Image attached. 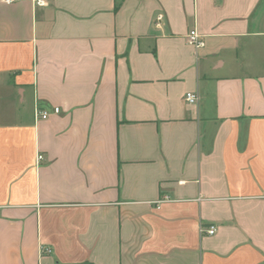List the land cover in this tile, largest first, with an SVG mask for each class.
<instances>
[{
    "label": "crops",
    "instance_id": "1",
    "mask_svg": "<svg viewBox=\"0 0 264 264\" xmlns=\"http://www.w3.org/2000/svg\"><path fill=\"white\" fill-rule=\"evenodd\" d=\"M43 1L0 0V264H264V0Z\"/></svg>",
    "mask_w": 264,
    "mask_h": 264
},
{
    "label": "built area",
    "instance_id": "2",
    "mask_svg": "<svg viewBox=\"0 0 264 264\" xmlns=\"http://www.w3.org/2000/svg\"><path fill=\"white\" fill-rule=\"evenodd\" d=\"M2 2L6 3V4H12L15 2V0H2ZM44 1L43 0H35V5L36 6H42L44 5ZM161 17L157 18V21H160ZM187 40L188 43L194 47L195 49H199L202 48L204 46L203 41L200 39L199 35L197 34V32L193 29L191 30L188 34H187ZM184 101L189 104L192 105L196 102V97L193 93H186L184 96ZM54 114H58L59 110L57 108H55L53 110ZM48 112L45 110L40 109L38 106L35 108L34 111V118L36 121L38 120H44L47 119L48 117ZM42 159L41 156L37 157V160L40 161ZM216 232L215 227L210 226L207 230L203 231V233L207 234V235H214Z\"/></svg>",
    "mask_w": 264,
    "mask_h": 264
}]
</instances>
